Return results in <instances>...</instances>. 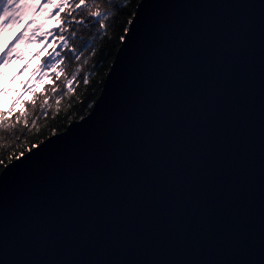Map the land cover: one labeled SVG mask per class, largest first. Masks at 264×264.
<instances>
[{"label": "water", "instance_id": "obj_1", "mask_svg": "<svg viewBox=\"0 0 264 264\" xmlns=\"http://www.w3.org/2000/svg\"><path fill=\"white\" fill-rule=\"evenodd\" d=\"M0 264H264V0H141L92 110L0 173Z\"/></svg>", "mask_w": 264, "mask_h": 264}, {"label": "trees", "instance_id": "obj_2", "mask_svg": "<svg viewBox=\"0 0 264 264\" xmlns=\"http://www.w3.org/2000/svg\"><path fill=\"white\" fill-rule=\"evenodd\" d=\"M140 1L86 0L89 6L99 4V10L107 13L104 28L96 23L99 17L88 16L87 9L74 7L79 0H69V8L60 12L59 18L56 13L60 10L53 8L49 0L44 2L48 9L44 6L40 17L32 21L33 39L38 48L37 59L31 63L33 82L29 79L24 83L21 79L18 82L21 91L11 89L7 100L0 103V112L9 122L0 128V173L7 164L50 136L66 130L70 123L82 119L92 110ZM52 3H62V0H52ZM81 20L82 24L76 23ZM77 55L79 60L75 59ZM56 61L61 63L50 68L49 65ZM73 74L76 75L73 92L64 95L67 92L65 79H71ZM84 77L88 78L87 84L83 82ZM53 86L57 89L55 93L51 91ZM29 88L41 93V100L48 98L50 107L41 109L39 102L35 107L25 106L23 102L33 98ZM45 88H48L46 94ZM22 108L28 115L17 120ZM24 119L28 120L27 125Z\"/></svg>", "mask_w": 264, "mask_h": 264}, {"label": "snow or ice", "instance_id": "obj_3", "mask_svg": "<svg viewBox=\"0 0 264 264\" xmlns=\"http://www.w3.org/2000/svg\"><path fill=\"white\" fill-rule=\"evenodd\" d=\"M49 3L52 5L53 8H58L60 11L56 13L57 18L60 17V12H63L65 9L69 8V0H62V3H52V0H49ZM38 7V5L27 3L26 0H0V21H7L10 20L12 24L19 23V21L24 17V15L31 10H35ZM75 8H84L87 9V15L91 17H99L100 19L96 20V23L99 24L100 28L105 27V20L107 19V13H102L99 8V4H93L92 6H89L86 3V0H79V3L74 5ZM95 8L96 10H93ZM57 23L60 24V19L57 20ZM77 24H82L83 21H76ZM131 23V22H130ZM63 31V29H61ZM50 34V33H49ZM75 35V33H73ZM61 40L64 39L63 36L60 37ZM64 47H67V44L64 45ZM73 52L76 50L73 49ZM51 55V54H50ZM57 56L60 54L57 52ZM82 55V53H81ZM76 60L80 59V56L77 55L75 57ZM61 61H56V63L50 64V68H55L58 64H60ZM63 70V69H61ZM77 72L79 69L76 70ZM44 75H47V73H44ZM56 79H60V76L57 75ZM76 79V75L73 74L71 79H65V84L67 87V92L64 93V95H67L68 93L73 92V83ZM83 82L85 84L88 83V78L84 77ZM28 91L32 93V99L24 101V105L28 106L31 105L32 107H35L37 103H40L41 109H47L50 107L49 99L44 98L43 100L40 99L41 93H37L34 88H29ZM48 91V88L44 89V94H46ZM51 91L53 93L57 92L56 87H51ZM63 98V97H62ZM56 104L59 105L60 101L57 100ZM28 113L25 111L24 108L21 109L19 115L16 117L17 120L21 119V117H26ZM8 121L4 118V113L0 112V128L5 127L8 125ZM25 125L28 124V120L24 119Z\"/></svg>", "mask_w": 264, "mask_h": 264}, {"label": "rangeland", "instance_id": "obj_4", "mask_svg": "<svg viewBox=\"0 0 264 264\" xmlns=\"http://www.w3.org/2000/svg\"><path fill=\"white\" fill-rule=\"evenodd\" d=\"M39 0H26L27 3L37 4ZM27 16L12 24L10 20L0 21V103L6 101L5 93L9 87L28 75L29 63L35 60H27L33 45L29 43L32 33L29 31L30 23L24 25ZM27 41H24V38ZM35 51V50H34ZM12 78L13 81L8 79Z\"/></svg>", "mask_w": 264, "mask_h": 264}]
</instances>
